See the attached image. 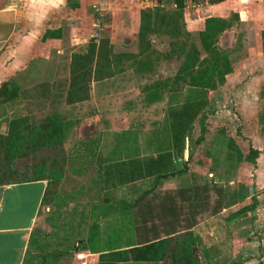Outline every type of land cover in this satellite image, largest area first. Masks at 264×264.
<instances>
[{
    "label": "rangeland",
    "instance_id": "1",
    "mask_svg": "<svg viewBox=\"0 0 264 264\" xmlns=\"http://www.w3.org/2000/svg\"><path fill=\"white\" fill-rule=\"evenodd\" d=\"M40 1L18 0L21 14H25V28L29 27V13L34 17L38 14ZM171 1L173 0H162V8H157L172 10ZM85 12L81 10V19L75 21V28L81 30L82 38L74 44L76 49L73 53H84L86 45L91 41H105L97 61L105 64V58L109 59L112 66L117 65L113 67L114 72L120 63L128 65L141 59L140 51L145 47L148 51L170 52L171 55L160 57L157 61L153 58L150 70L144 66L141 70L118 72L120 74L117 73L103 81H90L87 99L76 102L75 105H68L64 102V97L69 79L68 59L71 55L69 56L67 49L63 53H57L56 47L47 42L42 45L45 40H39L36 22L31 21L29 30L31 29L36 38L30 39V43H25L22 35L7 40L0 49V82L13 81L18 86L16 98L4 104L0 103L4 114L7 115L1 121L24 115L29 123L38 124L50 113L63 115L69 110H79L80 118L72 121L67 136L72 138L70 141L73 143L87 135H94L96 139L94 144H62L54 150L42 148L26 157L15 158L10 164V171L0 162L1 181H16L40 175L50 179L47 185L48 195H45L43 202L52 205H48V210L43 207L38 215V221L49 224V235L47 241L43 242L48 244L41 248L46 253L43 256H46L47 261L42 264H96L100 250L126 248L129 244L165 236L168 249L173 250L185 240L189 232L193 233L196 239L191 248L200 264L235 262L239 253L250 254L252 250L247 249L246 244H243L244 240L240 247L237 242H232V239L234 236L240 239H257L256 232L247 229L244 224L245 219L248 221L250 218V212L246 211L255 208L261 200L256 197L264 190L261 187L264 185L257 183L258 168H264V153L258 161L260 156L257 155L254 165L243 160L236 161L234 151H227L226 140L232 138L235 143L233 145L237 146L242 154L247 152L249 146L261 153L264 150V132L257 131L252 134L244 130L239 113L241 110L236 101L211 102L212 106L204 111L206 118L202 142H194L199 133V124L195 119L188 133L189 138L183 139L182 149L177 154V157L182 158V165L187 164L185 172L156 184L150 177L134 182H118L113 170L110 172V182L106 183L102 173L103 169L109 170L107 165H116L135 158L145 160L168 148L169 108L180 106L186 99L194 98L198 92L183 85L176 86L175 92L162 93V99L158 102L147 103L142 88L155 80L171 78L181 61V55L170 51V42L175 38L161 26L158 31L147 32L143 39H139V10L136 7H124L115 10L114 15L105 11L103 25L97 41H94L91 38L95 32L94 28L83 21ZM91 14L94 15L92 8ZM181 16L182 10L180 18H177L181 31L179 42L185 43V49L191 41L198 46V32L187 31ZM113 22L123 23L127 28L126 35L121 37L122 33L114 34L111 25ZM16 29L19 31L20 26L17 25ZM121 52L124 55L113 63V56ZM224 83L215 90L206 91V105L207 96H212L214 91L220 93L218 90H221ZM236 89L243 88H237L235 84L227 85L225 96L228 100L230 91ZM224 105L228 112L224 110ZM217 112H220V115L215 117ZM257 112L258 116L264 115L262 108ZM87 120L96 124L87 126ZM102 121L106 124H101ZM104 126L110 131L108 130L103 138L101 133ZM249 136L255 140L253 144H250ZM100 141L104 144H97ZM1 159L0 154V161ZM196 160L201 161L202 165L194 166ZM172 163L174 164V160ZM34 165L44 166V171L37 175ZM48 169L60 170V179L57 181L52 178L53 174L48 172ZM251 196L255 198L254 206L245 212H238L242 206L250 204ZM58 202L61 205L59 211L55 206ZM160 202H172L178 210L177 220L160 217ZM261 209L264 210V207ZM235 213L237 218L233 220L234 216H230ZM45 230L46 228L42 229V232H46ZM234 230L237 233L233 234ZM94 251H97L96 254ZM262 252L264 256V249ZM38 262L37 258L33 264ZM262 263L264 264V261ZM127 264H170V257L160 262Z\"/></svg>",
    "mask_w": 264,
    "mask_h": 264
},
{
    "label": "crops",
    "instance_id": "2",
    "mask_svg": "<svg viewBox=\"0 0 264 264\" xmlns=\"http://www.w3.org/2000/svg\"><path fill=\"white\" fill-rule=\"evenodd\" d=\"M93 2H95V0H41L39 12H37L38 14L34 17L29 13V27L25 28V14H21L19 10L18 0H0V49L7 40L14 37L16 38L17 36L22 37L23 35L25 43H30V39L36 38V36L32 35L33 32L31 29L29 30L32 26L31 21H34L38 25L36 29H39V32H37V35L40 37L39 40H45L42 41V45L47 42L49 45L55 46L57 53H63V51L67 49L69 50L68 53L70 56L76 49L74 44L82 38L80 34L81 30L75 28V21L81 19L80 11L84 10L86 12L83 21L89 26L92 25L91 21L93 20V16L91 14V5ZM28 5L30 4L28 3ZM102 5L105 11L112 15H114L113 13L115 10L124 7H136L140 13L141 11L153 12V9L157 7L162 8L163 6L160 2L156 3L155 6L148 5L142 0H107ZM170 7L172 10L167 9V12L172 13L173 11H177L173 1L170 2ZM180 10H182L181 17H183V26L187 31H201L204 27V19L208 17L222 18L228 23V27L219 34L216 45L226 50L227 59L231 65L232 71L225 75L224 86L226 87H221V90H218L220 93L214 91L215 93H213L212 96H207L206 109L212 106L210 104L211 102L214 103L219 100H227L229 102L232 100L236 101L239 110H241L239 113L241 114L240 117H242L241 122L245 128L244 130L252 134H255L257 131L264 132V126L259 123V113L257 112L259 108L264 109V52L262 50L264 34V0H186L182 1V7L178 10L179 13ZM138 21L139 18H137V24L139 23ZM17 25L20 26L19 31L16 29ZM111 25H113L114 34L122 33L121 37L122 35H126L127 28L123 23L115 24V22H113ZM151 27H154V25L151 24ZM44 31H48L49 33L43 37ZM66 32L68 33L66 34ZM68 61L70 62V58ZM132 65L133 61L128 65H122L120 63L117 67L118 70L111 76L104 77L96 82L112 78L118 72L124 73L130 69L134 70L133 67H131ZM114 66L117 65L112 66L110 64L111 69H113ZM231 84H235L237 88L243 89L230 91L231 97L229 96L228 100V97L225 96V89L227 85ZM161 99L162 98L159 100ZM155 102H158V100ZM75 104L77 103H73V105ZM3 110L4 108L0 107L1 136L6 135L9 120L17 117L26 118V116L22 115L1 121L7 116L4 114ZM224 110L228 112L225 105ZM76 111L69 110V112L63 114L62 117L70 121H76L80 118V111ZM219 113L220 112H217L215 117L219 116ZM27 122H29L28 119ZM80 122L81 121H79L78 124H80ZM90 124L95 125L96 123L92 120H87L86 125L89 126ZM101 124L105 125L106 122L102 121ZM101 124L99 123L100 127H102ZM94 129L93 127V130ZM108 130L104 126L101 133L103 138L108 133ZM93 136L89 137V135H87L83 138H77L78 140L76 143H73L70 141L72 138L69 139L66 135L61 144H94L96 139ZM251 136H249L250 144H253L255 140L251 139ZM97 144H104V142L100 141ZM263 153L264 150L258 153L260 157L257 161L261 159ZM258 171L257 177L259 178L257 183L264 185V168H258ZM49 180L47 176L40 175L22 179V181L21 179L16 181H0V264H33V261L37 258L39 262L34 264H42V262L44 263L47 261L45 258L46 256H43L46 253L41 248H45L48 244L47 242H43L47 241L46 239L49 235L47 234L49 232H47V228L49 224L47 225L44 222L38 221V215L39 210L43 207L44 210H48V205H52H46L43 202L45 195H48L47 184ZM261 187L264 188V186ZM260 192L261 193L256 199L258 198L261 200L255 205L254 209L246 211L250 212V218L248 221L246 218L245 224L243 223L247 229H253L254 233L256 232L257 239L250 237L249 239H240L237 236H234L232 239V242H237L240 247L246 244L247 249L249 248L252 250L250 254H238L236 261H241V264H261V262L264 261L262 252L264 249V210L261 209L264 207V203L262 202L264 201V190ZM55 206L59 211L61 206L60 203H56ZM236 216L233 217V220H236ZM246 217L248 216L246 215ZM44 228H46V232H42ZM232 233L235 234L237 232L234 230ZM242 240H244L243 244H241ZM52 260L55 261L56 259Z\"/></svg>",
    "mask_w": 264,
    "mask_h": 264
},
{
    "label": "trees",
    "instance_id": "3",
    "mask_svg": "<svg viewBox=\"0 0 264 264\" xmlns=\"http://www.w3.org/2000/svg\"><path fill=\"white\" fill-rule=\"evenodd\" d=\"M173 3L177 11H173L172 13L161 11L160 8L154 9L153 12H140L141 25L139 27L138 38L143 39L145 33L159 30L163 26L165 32L175 38V40L170 42V51L182 56L171 78H166V80L162 81L155 80L151 84L144 86L142 91L145 94L144 98L147 103H153L159 100L161 94L164 92H175L177 90L176 86H186L188 89L195 90L198 94L192 99H186L180 106L169 108L167 117L169 134L168 148L162 153L157 154V156H149L145 160L135 158L124 162L121 161L116 165H107L106 167L109 170L103 169L102 173L106 183L108 181L110 182V178L112 177L110 172L113 170L116 173L115 178L118 182H134L150 177L156 184L161 180L185 172L187 170L186 163L183 164V168L176 170L172 162L177 158L178 152L180 153L182 149L183 139L185 137L189 138L188 133L195 119H197L199 124V133L194 142L196 144L202 142L205 132L204 120L206 118L204 111L207 106L204 94L206 91L215 90L219 85H222L225 80V75L232 71L227 59L226 50L216 45L219 34L228 27L227 21L218 17L204 19V27L197 33L198 46L191 41L187 46L188 48L185 49V43L179 42L181 31L177 22V18L180 17L178 10L182 7V0H173ZM151 24L154 27H151ZM48 33V31H44L43 37L48 35ZM104 42L99 41L95 43L91 41L86 45L84 53L71 54L69 79L65 88L64 97L66 104H73L87 99V90L90 81H98L114 73V70L110 68L111 62L109 59L105 58V64L97 61L98 56H101ZM262 50L264 52V34ZM123 55L116 54V56H113V63ZM140 55L142 56L141 59L134 60L131 66L134 70H141L144 66L150 70L152 68L151 60L153 58L157 61L160 57H167L171 54L170 52L158 53L154 50L148 51V48L145 47L140 51ZM17 90L18 86L13 81L1 82L0 103L4 104L16 98ZM258 120L264 126V115H259ZM71 126L72 120L70 121L56 112L44 116L38 124L27 122V118L25 117H17L9 120L6 135H0V154L2 156L0 162L10 171V164L15 158L26 157L28 154L35 153L42 148L54 150L60 147L63 139L70 131ZM226 144L228 152L234 151V159L236 161L243 160L250 165H254V161L258 155L257 149L249 146L247 152L242 154L241 150L233 145L235 143H233L232 138L227 139ZM200 165H202L201 161L196 160L194 162V166ZM33 167L36 168L35 173L37 175L44 169L42 165H34ZM48 172L53 174L52 178L55 180L58 181L60 179V170L48 169ZM254 204L255 198L251 196L250 204L248 206H242L237 211L245 212L248 208L253 207ZM158 207V213L161 218L166 219L167 217V219L170 218L173 221L177 220L178 210L172 205V202H160ZM238 212L236 213L238 214ZM236 213L230 217L235 216ZM165 233L168 234L169 232L165 231ZM195 241L194 234L189 232L185 240L173 250L168 249L166 236L164 238L147 240L142 243L129 244L126 248H107L98 252L96 264L154 262L161 261L166 257H170V264H200L198 257L191 248V245ZM94 252L96 253L97 251ZM224 264H241V261L225 262Z\"/></svg>",
    "mask_w": 264,
    "mask_h": 264
},
{
    "label": "built area",
    "instance_id": "4",
    "mask_svg": "<svg viewBox=\"0 0 264 264\" xmlns=\"http://www.w3.org/2000/svg\"><path fill=\"white\" fill-rule=\"evenodd\" d=\"M105 1L107 0H95V2L91 5L94 14L92 20V27L95 30V32L91 35V38H93L94 41H97L98 33L104 22L105 9L102 4ZM142 1L148 5L155 6L156 3H159L162 0H142ZM182 1H186V0H182Z\"/></svg>",
    "mask_w": 264,
    "mask_h": 264
},
{
    "label": "water",
    "instance_id": "5",
    "mask_svg": "<svg viewBox=\"0 0 264 264\" xmlns=\"http://www.w3.org/2000/svg\"><path fill=\"white\" fill-rule=\"evenodd\" d=\"M184 157L187 156V140L185 139V146H184ZM174 167L176 170H180L183 165H182V158L177 157L174 159Z\"/></svg>",
    "mask_w": 264,
    "mask_h": 264
}]
</instances>
